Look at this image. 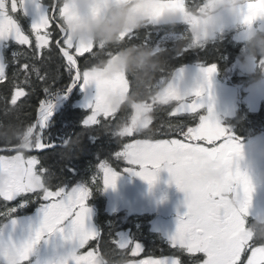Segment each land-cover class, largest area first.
<instances>
[{"label":"snow or ice","instance_id":"snow-or-ice-1","mask_svg":"<svg viewBox=\"0 0 264 264\" xmlns=\"http://www.w3.org/2000/svg\"><path fill=\"white\" fill-rule=\"evenodd\" d=\"M107 0H97V7L102 8ZM183 3V0H179ZM25 0H0V41L12 37L17 45H30V36L35 35L33 56L27 52L14 51L6 63L11 65V75L5 63H0V84L7 82L12 90L11 104L26 95L23 85L31 84V76H35L47 83L48 76L41 75L42 65L47 58L55 53L63 62L62 66L68 73V83L54 91L45 87L46 98L41 101L37 121L28 126L29 140L35 136V143L28 150H45L51 148L44 129L48 118L52 115L54 100L66 96L73 86L79 85L82 89L92 85L94 93L87 103L89 112L82 121V126H97L103 131H111L120 119L119 113L113 112L110 100L117 93L122 92L124 83L121 78L103 75L88 71L91 62L86 59L80 64L81 58L90 50L83 42H75L65 28V22L73 19L70 0H52L47 11L40 14L39 19L30 25L27 32L13 17L18 9H23ZM151 7L145 15L148 21H155L165 13L183 12V7H177L170 0H150ZM39 8V3L36 4ZM258 17H264V0H248L246 11L241 23L250 24ZM52 28L41 35L42 29ZM59 29L56 32V29ZM55 33V35H53ZM134 32L125 35L131 40ZM49 37L55 43L49 44ZM194 44H202L197 38ZM94 47V46H93ZM47 48V57L44 49ZM39 57V64L33 57ZM23 57L25 62L20 63ZM204 78L208 79L215 71L216 66L208 65L201 70ZM23 77L21 80L20 78ZM204 89L197 86L185 92H180L168 84L155 98L161 104L168 105L163 112L166 119L157 123L158 115L152 104L137 106L135 116L130 125L119 127L112 132L117 137L131 138V142L122 145L114 153L118 160L126 162L130 168L139 166L136 175L152 184L156 179L155 169L163 165L169 172L170 179L177 188L184 192L186 211L180 216L175 232L168 237V243L180 253L189 255L191 264H264V243L244 235L240 231L241 215L247 212L252 183L245 172H242L236 163L240 155V145L233 135L217 121L211 104L207 105L206 114L204 103L201 100ZM201 110V111H198ZM143 129L144 131H139ZM136 137H143L137 139ZM64 140V145L71 147L78 142ZM222 141V142H221ZM0 151L15 149L4 146ZM195 154L203 158H211L220 164L223 169L222 181L219 185L209 187L203 182L190 179L186 173L187 157ZM36 156H0V199L4 202L23 196L26 200H36L41 204L42 220L34 235L19 245L0 242V264H23L27 260L33 246L41 239L44 233H51L58 229L62 222L68 221L69 238L77 240V249L61 261V264H105L102 257H111L113 250H105L101 243L100 234L90 227H85L88 208L86 198L93 185L77 183L68 189L65 186L50 183L53 173L44 167ZM151 166V168H150ZM103 173V185L115 186L116 173L105 163L99 165ZM95 185L99 184L98 175L92 176ZM227 189L234 194L238 203V210L229 203L214 204L210 201L211 192ZM26 201H21V205ZM14 209H9L13 211ZM93 240L96 247L89 246V250H80ZM120 259L126 264H184L179 256L133 260L127 258V250L131 248L132 255L142 251L139 243H129L124 238H118ZM201 253L203 258L192 259L193 254Z\"/></svg>","mask_w":264,"mask_h":264},{"label":"trees","instance_id":"trees-1","mask_svg":"<svg viewBox=\"0 0 264 264\" xmlns=\"http://www.w3.org/2000/svg\"><path fill=\"white\" fill-rule=\"evenodd\" d=\"M241 1V0H240ZM21 22V21H20ZM25 19L24 24L29 23ZM22 23V22H21ZM52 24L46 31L51 30ZM26 33L30 32L25 30ZM59 29H56L58 32ZM45 31L41 32L43 35ZM134 32L132 39H125V35ZM121 34L123 44H139L149 46L156 53L154 59L158 60L159 65L153 70L150 78H143V73L138 72L139 78H133L124 70L127 92L124 99L118 104L113 112L119 113L120 119L116 125L111 128L112 132H117L119 127L128 125L137 106L141 104H152L156 109L155 113L149 115H158L157 123L166 119L163 113L168 105L156 101L158 92L161 89V81L168 80L178 69L191 64L197 65H215L219 76H223L228 68L232 66L235 59L239 58V53L244 40L236 36V29L220 32L212 38H208L202 44H194L195 36L192 37V43L188 41L187 24L181 21H171L165 23H153L147 21L139 29ZM55 35V33L53 34ZM55 41L49 37V44ZM94 42L89 49L91 56L87 54L79 61L81 65L86 59H90L87 70L101 69L111 61L108 59L110 54L121 44L96 45ZM35 47V35L30 36V45L20 46L15 41L9 42L4 47V63L6 69L11 75V65L7 64V59L14 51L27 52L33 56L32 49ZM44 54L47 57L48 50L45 48ZM33 59L39 64V57ZM107 61L102 63V61ZM23 57L20 63H24ZM63 62L54 53L51 58H47L42 65L41 75L48 76L47 83L39 80L33 73L31 84L23 85L26 95L21 97L16 105L11 104L12 88L7 82L0 84V149L4 146L18 147L19 150L0 151V155H13L19 151L25 156H36L40 163L50 169L53 173L50 183L53 189L56 185L71 186L80 181L85 184L90 182L91 173L98 171L101 163H105L115 170H122L130 167L126 162L118 160L114 153L118 152L122 145L131 142V138H121L117 142V137L110 131H103L97 126H89L85 129L82 121L87 116L89 109L80 104L81 92L80 86L64 98L58 105L52 109V115L48 118L44 133L48 137V142L53 143L51 148L45 150H28L35 143V136L31 140H26L28 126L37 120L38 109L42 100L46 98L44 88L49 87L53 91L68 83V73L62 66ZM236 75L233 82L241 84L253 80L247 74ZM21 80L23 77L20 78ZM62 96L54 100V103ZM53 103V104H54ZM229 123L235 124V130L239 132H253L264 127V100L261 101L257 109H251L244 101H240L236 115L230 119ZM139 131L143 132V129ZM79 134L78 142L71 147L64 145V140H76ZM142 139L143 137H136ZM90 184V183H89ZM10 201L4 202L0 199V226L11 217L28 212L34 206L25 209L14 208ZM103 205L101 208H103ZM9 209H14L9 211ZM257 223H264L257 221Z\"/></svg>","mask_w":264,"mask_h":264},{"label":"flooded vegetation","instance_id":"flooded-vegetation-1","mask_svg":"<svg viewBox=\"0 0 264 264\" xmlns=\"http://www.w3.org/2000/svg\"><path fill=\"white\" fill-rule=\"evenodd\" d=\"M29 1L31 0H25L23 9H18L12 14L13 17L18 20L22 28L27 31L30 30V25L32 23V17L25 8ZM34 1L43 6L46 11L48 4L52 2V0ZM25 19L29 21L27 26L24 24ZM50 24L52 23L50 22ZM42 31L46 32V29H42L41 32ZM12 41L13 40H8L3 43L4 47ZM174 74L168 80L166 79L160 82L161 88L168 83ZM208 81L211 83L212 78L209 77ZM245 83H252V81L247 80ZM213 84L216 87L219 86L216 82H213ZM159 93L160 91L158 94ZM242 93L243 92H241V94ZM198 111L201 110L198 109ZM236 112L237 111L231 114V116H222V114H220V116H222V122L220 125L225 127L240 145V155L236 159V163L240 170L248 175L253 186L247 212L241 215L240 228L248 230L253 219L257 220L255 217V207L260 203L261 194L264 189V139H261V137H264V127L253 132H239L235 130V124L229 123V121L236 115ZM202 114H205V112H202ZM198 157L199 156L195 154L188 156L187 164L197 163ZM128 168L129 167H126L122 170H115L112 168L117 174L114 187H105L103 185L102 171L98 170L91 173L89 183L93 185V187H91L89 191L85 205L89 207L92 212L91 222L93 230L98 232L102 237L101 243L104 245V249L106 251L113 250L114 253L111 257H102V260L107 259L109 262L112 260H119L121 250L118 247L117 241L118 238H124L128 240L129 243H139L142 247V251L136 255H132L131 248H129L127 250L128 259L134 260L148 258L149 256L152 258L179 256V258L184 261V264H191L187 253L178 252L177 249L173 248L167 242L168 237L175 232L180 216L186 211L184 192L177 188L176 184L170 179L169 172L163 165H161L160 169L155 171L156 179L152 184H149L140 176L136 175V171H129ZM94 174L98 175V185H95L92 181V176ZM199 181L212 187L219 185L222 181V177L219 180ZM77 183L85 184L84 182L77 181L73 183L71 187L75 186ZM116 190L121 191L123 194L121 204L120 206L111 209L109 207V201L112 199V193L110 192ZM209 199L214 204L229 203L237 210L239 208L237 202H232L234 194H230L227 189L221 188L211 192ZM21 201L26 202L21 205ZM10 202L13 203L12 206H14V208H21L22 210L34 206L31 211L28 210L27 214L33 212L40 204L36 200L28 201L23 196H17ZM102 204H104L103 208H101ZM131 204H133V208L129 207ZM9 220H11V218ZM9 220L0 226V231ZM64 223L67 227L68 221L62 222L61 225ZM61 225L58 226V232L63 231V226ZM32 233L34 235L35 232L32 231ZM46 235L47 234L44 233L41 239L34 245V249L37 252L43 247L44 243L48 241L46 240ZM0 242H2L1 239ZM9 242L18 245V243L13 240L4 243L7 244ZM54 245L56 250L49 252V256H37L32 254L27 260L23 261V264H61V261L65 260L69 254L73 252H67L61 249L62 246L66 248L67 244L58 245L57 243V245ZM89 246L96 247L95 241L90 240L89 244L85 245L80 251H88ZM196 258L202 259L203 254H193L192 259L194 260Z\"/></svg>","mask_w":264,"mask_h":264},{"label":"clouds","instance_id":"clouds-1","mask_svg":"<svg viewBox=\"0 0 264 264\" xmlns=\"http://www.w3.org/2000/svg\"><path fill=\"white\" fill-rule=\"evenodd\" d=\"M77 2L85 6L81 11ZM134 0H107L102 8L97 7V0H70L73 19L65 22L68 34L75 42L96 45L121 44L108 59L117 68L124 69L133 78H150L159 62L154 59L157 53L149 46L139 44H123L121 34L135 31L145 24L148 19L139 14H132ZM240 0H183V12H176L181 22L187 24L189 43L195 36L200 43L209 38L213 32L220 31L223 22L228 17H235L241 25L246 26V36L239 53V67L253 81L264 79V27L241 23L243 13H238ZM171 15L172 13H167ZM107 61H102L106 63ZM186 173L190 179L219 180L223 169L218 161L211 158L198 157L195 164H187ZM235 203V200H232ZM251 237L264 243V223L253 219L248 229ZM105 264H126V260L105 259Z\"/></svg>","mask_w":264,"mask_h":264},{"label":"rangeland","instance_id":"rangeland-1","mask_svg":"<svg viewBox=\"0 0 264 264\" xmlns=\"http://www.w3.org/2000/svg\"><path fill=\"white\" fill-rule=\"evenodd\" d=\"M247 2L248 0L240 1L237 10L238 13L245 12ZM170 3L176 5L177 7H183V3H180L179 0H170ZM36 4L37 3L34 0H31L28 2L27 6L25 7L26 11L32 17V22L37 21L39 19L40 14L46 12L43 6L39 4L40 7L37 8ZM77 7L81 11L85 10V6L83 4H80L79 2H77ZM150 7H151L150 0H134L133 7L130 9V12L132 14H139L146 17L145 13L147 10L150 9ZM171 21H181V17L178 16L176 13H172L171 15L165 13L159 19L149 22H153L157 24V23H165ZM253 26L264 27V17H258L257 19H255L253 21ZM233 29H236V36L238 39L240 40L245 39L246 26L241 25L238 19H236L235 17L226 18L225 21L223 22L222 29L220 31L213 32V34L209 38L214 37L216 34L220 32H225ZM8 40L14 41L12 37H9L7 40L0 41V63H4L3 43H5ZM84 44L87 45L88 47L82 50H87L91 47L92 42L84 43ZM204 67L206 66L188 65L180 68L174 74V76L168 81V83L162 86L160 92L168 84L174 85L180 92H185L197 86H201L204 89L201 100L205 106L204 107L205 114H206L207 105L211 104L213 108V112L219 124H221L222 122L223 115L231 116V114L237 111L240 101H244L249 108L255 110L258 108L261 101L264 100V79L253 81L252 83L241 82V84H239L237 82H233V77L236 75V73L234 72H237L238 73L237 75L245 74L239 67V58L235 59L232 66H230L226 71V73L221 77L219 76L218 70L216 68V71L210 76L212 78L211 83H209L208 79L204 78V73L201 71ZM88 71L101 74L105 78L118 75L123 81L124 83L123 91L117 93L110 100L112 111H114L118 106V104L124 99L127 92V84H126L124 69L117 68L112 63V61H110L108 65L105 66L104 68L91 69ZM213 82L218 83L219 86L216 87L213 84ZM80 92H81L80 104L86 106L94 93V86L89 85L83 89L80 87ZM241 92L243 93L241 94ZM136 111L137 109L132 115L128 125H130V122L132 118L135 116ZM220 114H222V116H220ZM28 139L29 138L27 134L24 139V144L26 143L25 142L26 140L28 141ZM261 139H264V137H261ZM21 154L22 153H20L19 151H16L13 155H6V156H17ZM0 156H5V155H0ZM160 167L158 169H160ZM158 169H155V171ZM98 170L101 171L100 168ZM112 170L115 171L114 169ZM128 170L138 171L139 166H132L131 168L129 167ZM67 188L71 189V186H68ZM110 193H112V199L109 201V207L111 209H114L115 207L120 206L123 194L121 191L118 190L114 192L111 191ZM129 207L133 208V204L129 205ZM87 208L89 211L86 214L85 227H90L91 229H93L91 222L92 212L89 207ZM255 217L257 220L260 221L264 220V189L261 194L260 203L255 207ZM41 220H42V211H41V204H39V206L33 212H30L28 214L27 212H21L20 214L11 217V220H9V222L0 231V239L2 242L13 240L19 245L25 240H28L32 237L33 235L32 231L34 232L36 231V229L40 225ZM61 226H63V231L61 232L54 230L51 233H46L47 234L46 240H48L49 242L46 241L43 247H41V249H39L38 252L34 249L33 246L29 256L32 254H35L37 256H49L48 255L49 252L56 250L54 244L57 245V243L58 245L67 244L66 248H64L63 246L61 248L62 250H65L67 252L76 250L77 240L74 238L73 239L69 238L68 228L65 226V223ZM240 231L244 235L251 237L250 231L246 229L244 230L243 228H240ZM139 259H146V258H139ZM139 259H134V260H139Z\"/></svg>","mask_w":264,"mask_h":264},{"label":"water","instance_id":"water-1","mask_svg":"<svg viewBox=\"0 0 264 264\" xmlns=\"http://www.w3.org/2000/svg\"><path fill=\"white\" fill-rule=\"evenodd\" d=\"M77 86V85H76ZM76 86H73L72 87V89H71V91L66 95V96H62L59 100H57L54 104H53V108L56 106V105H58L64 98H66L75 88H76ZM52 108V109H53ZM37 121V120H36ZM11 148H14L15 150H17L18 149V147H11Z\"/></svg>","mask_w":264,"mask_h":264}]
</instances>
